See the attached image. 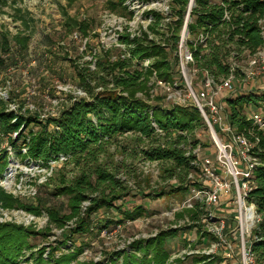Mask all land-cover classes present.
Instances as JSON below:
<instances>
[{
    "label": "trees",
    "instance_id": "16d2710c",
    "mask_svg": "<svg viewBox=\"0 0 264 264\" xmlns=\"http://www.w3.org/2000/svg\"><path fill=\"white\" fill-rule=\"evenodd\" d=\"M73 1L68 0V6ZM188 1L175 0L179 28L182 26ZM107 4L115 11V2L109 0ZM221 4L231 12L229 21H222ZM13 11L14 20L20 21L27 29L28 22L32 21L29 13H22L18 8ZM62 13L67 31L77 29L84 36L88 25L78 23L67 16L63 8ZM150 15L154 22L148 26L147 31H142L133 38L129 34L119 36V41L128 46V58H118L114 62L98 58L94 62L95 69L86 66L78 73L80 86L86 90L90 100L68 102L57 118L45 122H40L28 114L23 116L7 111V103L0 100V131L4 134L18 132L17 138L10 141L17 154H20L21 147H25L27 153L21 155L23 159L30 158L47 163L59 160L60 157L64 158L58 171L62 172L65 179H59V185L48 190L47 199L40 197L37 205L28 208L37 217L41 210H45L49 215V222L62 229L68 221L78 219L76 228L68 231L63 242L64 245L70 242L73 251L68 249V253L54 258L51 261L53 264H69L83 251L81 246L73 245L70 238L74 233L88 232L84 226L85 219L79 214L80 205L87 199V194L97 193L102 189L100 195L94 198L86 209L85 218L94 213L99 214L103 209L116 213L110 221L104 222L103 228L109 224V227L116 228L127 221H134L145 214L152 215L156 212L148 210L144 203V200L149 201L148 195L139 198V203L136 202L132 207L121 198L123 181L116 178V172L121 169L123 162L115 164L114 167L109 165L113 162L114 154L126 153L130 143L134 145L132 155H139L144 162L157 161L162 165L165 178L180 183L177 187L173 186L174 190H169L168 193L175 190L187 192L186 177L192 172L193 157H187L185 153L201 144L195 138V133L199 129H205L198 111L191 107L165 108L150 105L135 95L145 89L153 71H156L159 77L167 79L174 74V63L175 66L177 63V38L168 42H160V39L157 41L158 35H162L157 31L160 16L155 12ZM190 19L188 32L191 39L187 44L192 52L193 67L199 71H207L216 82L228 76L230 56L234 55L235 60L240 62L248 54L255 53L264 43L259 24V21H264V0H194ZM199 32L208 35L202 44L196 41ZM149 34L154 37L150 38ZM29 42V35H11L8 31H0V68L6 70L16 66L17 56L24 57L27 54ZM11 43L18 47L15 53L12 52ZM146 60L150 61V66L145 68L143 62ZM108 85L112 87L108 88ZM97 88L102 90L96 91ZM122 93H125V96ZM228 104L232 123L239 130L251 128L252 124L246 120L244 112L253 108L264 113V90L241 92L229 99ZM181 114L184 115L183 122L178 119ZM31 125L38 127V130L34 132L29 128ZM157 129L161 133H158ZM260 141L261 153H256L260 165L254 171V187L249 194L250 201L256 207V213L261 217L253 231L250 248L256 264H264V133H261ZM3 161H6L4 157ZM108 190L112 192L110 195L105 193ZM59 196L67 197L69 214H62L63 207L56 208L51 205L50 201ZM0 201L5 207L18 205L17 201L2 191ZM117 201L120 203L116 204ZM45 232L21 225L0 224V264H16V258L22 249L30 245L28 239L45 235ZM182 232L181 229H171L155 239L137 241L133 247L142 252L143 256H126L123 264H164L174 248H181ZM148 250L152 255L151 260L146 258ZM43 251L44 249H41V252ZM194 261H204L201 264H220L222 258L216 257L207 261L205 257H195Z\"/></svg>",
    "mask_w": 264,
    "mask_h": 264
},
{
    "label": "rangeland",
    "instance_id": "374dc122",
    "mask_svg": "<svg viewBox=\"0 0 264 264\" xmlns=\"http://www.w3.org/2000/svg\"><path fill=\"white\" fill-rule=\"evenodd\" d=\"M108 1L74 0L70 6H68V0L0 1V31H8L11 35L21 33L30 36L27 54L24 57L17 56L18 63L13 66L16 68L11 69L13 71L10 72L0 68V89L6 87L5 82L9 81V87L6 89L16 105L22 106L25 102L24 108L26 105H35L36 108L41 109L48 98L62 97L65 98L64 101L66 100V97L56 93V82L80 86L81 79L78 73H81L84 67L90 66L86 63L92 61L91 57L95 52L100 51L96 58H105L107 61L114 62L113 59L119 55V49L115 47V41H117L115 36L118 33L136 34L145 29L148 26V13L155 12L169 18L163 21L165 29L161 30L162 33L172 38H176L180 34V30L171 22V13L176 6L175 0H111L115 2V11L110 9V5L107 4ZM14 8L21 9L22 13H29L32 21L28 22L27 29L22 26L20 21L14 20ZM62 8L65 9L67 16L75 19L78 23L88 25L84 36L77 29L67 31L64 27L65 18ZM75 32L80 34L82 41H86L83 51L80 50L81 43L72 41L71 36ZM11 45L12 52L15 53L18 47L14 43ZM245 64L246 59L240 61L239 66L243 68V71L246 70ZM91 69L93 70L92 66ZM172 72L174 74L167 79L158 77L169 83L177 82L181 74L177 71L175 63ZM189 76H192L194 80L193 86L197 85V81L203 79L202 75L192 72ZM243 84L248 89L251 88L249 85H254L255 88L251 90L260 91L264 89V75L254 80H246ZM238 85L234 82L236 88ZM261 86L263 88H256ZM135 95L143 98L150 105H163L164 102L163 91L152 76L149 77L145 89L138 91ZM56 110L52 108L53 112ZM178 119L183 122L184 115H179ZM23 128L24 126L21 127V129ZM29 128H32L34 132L38 130V127L32 125ZM257 132L259 140L254 149L256 153H261L259 145L264 128ZM195 138L203 144L199 155L201 157L211 156L212 146L206 130L202 128L196 131ZM3 144L0 142V152L3 151ZM128 147L125 154H114L113 162L109 165L114 167L115 164L123 162L121 169L116 172V178L123 181L124 190L121 198L132 207L136 202L139 203V198L148 195L149 201L144 200V203L148 210L156 212L152 215L145 214L143 217L119 225L117 228L109 227L110 224L103 228L104 222L110 221V218L114 217L116 213L103 209L99 213L100 215L94 213L85 218L86 209L92 200L100 195L102 189L98 190L97 193L87 194V199L80 205L79 214L81 218L85 219L84 226L88 232L74 233L71 236L72 244L77 247L81 246L83 251L76 260L69 264H111L112 262L123 264L126 256L130 257L133 254H136V257L143 256L142 252L136 251L133 247L137 241L155 239L161 233H166L174 227L180 228L183 234H186L185 231L188 229L186 226L192 224L190 219L193 209L181 206L186 196L185 191L175 190L168 193L169 190L173 191L177 187L176 180L164 177L162 165L147 167L139 155H132L133 143H130ZM23 171L26 172L22 166H15L10 162L3 161V156L0 155V178L5 176L2 179L0 191L18 202L17 206L5 207L0 201V224L21 225L35 231H46L45 235H36L28 239L30 245L22 249L16 258V264H53L51 261L54 258L68 253V249L73 251L74 248L70 246V242L67 245H64L63 242L68 231L76 228L78 219L74 218L68 221L62 229L55 223L49 222V215L45 210H41L37 217L28 208L37 205L40 197L47 199L48 190L57 187L59 179L65 178L62 176V172L57 169L47 181L44 180L45 182L43 181L44 183L38 186L36 182L42 175L32 177L29 176L32 172L24 175ZM32 180L37 186L32 184ZM173 186L175 187L173 188ZM32 188L36 189L35 195L27 196ZM105 193L110 195L112 192L108 190ZM140 193L143 194L140 196ZM164 193L166 194L164 195ZM50 203L56 208L63 207L62 214H69L67 197H55ZM119 203L120 201L116 202V204ZM169 208L172 209L168 210ZM231 210L233 213L234 207ZM232 213H229L227 218H232ZM28 214L33 215L35 221L29 225L25 222V217ZM44 219L47 220L43 223ZM199 237L200 235L197 238L199 239ZM41 249L44 251L41 252ZM196 249L197 243H194L191 248V252H193L191 256L188 255V252L186 254L181 252L177 256L170 257V260L166 259L164 264H168L169 261L170 263L173 261V264H201L202 262L194 261V258L199 255ZM146 253L147 260H151L152 255H150L149 250ZM218 253L219 251L216 250L214 258L223 257V254L218 255ZM220 264L230 263H223L222 261Z\"/></svg>",
    "mask_w": 264,
    "mask_h": 264
},
{
    "label": "built area",
    "instance_id": "2783aa9c",
    "mask_svg": "<svg viewBox=\"0 0 264 264\" xmlns=\"http://www.w3.org/2000/svg\"><path fill=\"white\" fill-rule=\"evenodd\" d=\"M193 7L194 0H189L180 28L177 25L178 17L175 7L171 13V22L180 30V34L176 37V69L181 74V77L179 76L177 82L169 83L159 79L156 71H153L150 75V77L152 76L156 80V84L162 89L164 94V102L160 106L165 108L191 107L198 111L212 146L211 156L201 157L199 155L200 149L203 147L202 142L185 153V156L189 157L191 155L193 157L191 159L192 172L186 177L188 183L187 192L181 206L193 209L190 219V223L192 224L186 226L188 227L187 231H185L186 234L181 236V239L184 241H182L181 248H174L170 257L177 256L181 252L183 254L188 252V255L191 256L193 254L191 252L192 245L197 243L196 252L199 254L198 257H205L207 261L213 260L214 256H216L215 251L218 250V255L223 254V257L220 256L223 263L256 264L250 248L253 242V231L261 221V217L256 213V207L250 201L249 194L254 187L252 183L254 171L260 165V159L256 156L254 148L259 140L257 131L264 128V113L263 111L248 108L244 112V116L252 124V127L239 130L232 123L228 100L241 92H249L252 91V88H255L253 87L255 84L252 83L254 85H249L251 88L248 89L243 84L244 81L254 80L264 75V43L255 53L248 54L244 58L246 59L245 71L239 66L240 62L235 60L234 55L230 56L231 58L228 60V76L216 82L207 71H199L193 67L192 52L190 46L187 44V41L191 39L188 25L191 21L190 16ZM221 7H223L222 21H229L231 12L226 9L224 4H221ZM150 13L147 14L148 26L154 22ZM158 15L160 19L157 31L162 35H158L156 40L171 41L174 38L161 31L165 29L163 21L167 17ZM259 24L262 35H264V21H259ZM148 26L136 34H126H129L133 38L142 31H147ZM120 35L118 33L115 36L118 41H115V47L119 49V55L113 60L129 57L127 53L128 46L119 41ZM149 36L150 38L154 37L153 34H149ZM71 38L72 41L81 43L80 50L83 51L86 41H82L80 34L75 32ZM207 38L208 35L203 32H199L196 35V41L201 44ZM97 54H100V51L92 54V61L89 62L90 67L92 66L93 69H95L94 62L98 59V57L96 58ZM149 64L150 61L146 60L143 62V67L146 68L150 66ZM14 68H8L6 71H13L11 69ZM190 72L203 76V79L196 82V86H193L194 80L192 76H189ZM234 82L239 84L237 88L234 86ZM5 83L6 87H9L10 82L6 81ZM6 87L0 89V100L7 103V111L14 112L16 115L17 113L23 116L28 114L40 122L57 118L68 102L80 99L90 100V96L81 86L76 87L56 82L55 91L58 95L66 97L65 101V98L63 99L62 97H52L47 99V102L41 109L36 108L35 105H26L24 108L23 105L26 103L24 102L22 106L16 105V102L11 99L10 94L7 92ZM111 87L112 85H108V88ZM101 90L102 88L96 89V91ZM122 95L125 96V93H122ZM136 97L139 96L136 95ZM52 108L57 109L56 112H53ZM152 124L157 128L153 122ZM157 132L161 133L158 129ZM17 136L18 132L5 135L0 131V142L4 143L2 145L3 151L0 152V155L7 162H10V164L22 166L27 172L23 171L24 175H28V172H32L29 175L32 177L41 174L42 176L36 182L39 186L51 177L64 161V158L60 157L59 160H51L47 163L33 161L30 158L23 159L21 155L27 153V148L21 147L19 149L20 154H17L10 144V141L15 140ZM145 164L147 167H158L159 165L157 161H146ZM4 177L0 178L1 186ZM33 180L32 184L34 185ZM178 184L180 183L176 180V185ZM35 193L36 189L32 188L27 196H33ZM232 207H234L233 213ZM171 209L169 208L168 210ZM229 213H232V218H227ZM46 220L44 219L43 223ZM25 222L28 225L35 222L34 216L28 214L25 217ZM171 229L180 228L174 227ZM198 235H200L199 239L197 238ZM170 257L168 258L169 260ZM168 264H173V261L171 263L169 261Z\"/></svg>",
    "mask_w": 264,
    "mask_h": 264
}]
</instances>
